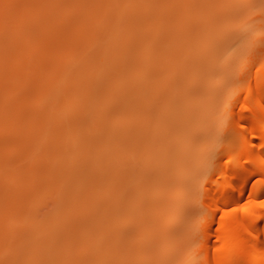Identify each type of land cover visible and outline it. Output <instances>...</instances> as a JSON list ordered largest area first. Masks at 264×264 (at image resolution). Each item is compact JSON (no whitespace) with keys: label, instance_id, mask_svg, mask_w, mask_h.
I'll return each mask as SVG.
<instances>
[{"label":"rangeland","instance_id":"rangeland-1","mask_svg":"<svg viewBox=\"0 0 264 264\" xmlns=\"http://www.w3.org/2000/svg\"><path fill=\"white\" fill-rule=\"evenodd\" d=\"M60 1L55 53L27 68L11 50L28 76H0V264H193L203 181L227 149L222 100L237 91L254 105L264 0Z\"/></svg>","mask_w":264,"mask_h":264},{"label":"bare ground","instance_id":"bare-ground-1","mask_svg":"<svg viewBox=\"0 0 264 264\" xmlns=\"http://www.w3.org/2000/svg\"><path fill=\"white\" fill-rule=\"evenodd\" d=\"M62 5L60 0H21L15 10L11 8L13 0H0V76L5 74V84H13L9 76L16 72L28 76V71H17L7 62L11 50L22 51L27 68L35 66L38 55L55 53V49H48L57 32L54 26L63 20ZM10 10V15L3 14ZM146 20L149 22L146 36L158 40L152 34L157 29L152 24L153 17L148 16ZM251 40H259L257 30ZM226 41L219 38L215 43L221 47ZM218 57L225 67L231 54L223 49L215 56ZM82 61L80 57L78 62ZM216 72L212 70V74ZM256 77L257 74L246 87V96L254 99V105L237 91L222 100L218 117L222 123L215 135L228 127L227 149L216 153L214 165L203 181L204 205L209 209V216L192 234L202 237L201 246L193 249V264H264V116L257 114L264 112V66L261 77ZM52 91L54 96L63 91V64L57 67ZM5 112V108L0 107V118ZM224 157L225 165L221 164ZM217 175L222 176L218 183L214 179Z\"/></svg>","mask_w":264,"mask_h":264}]
</instances>
